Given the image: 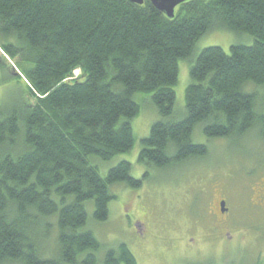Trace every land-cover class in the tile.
<instances>
[{
  "label": "trees",
  "instance_id": "16d2710c",
  "mask_svg": "<svg viewBox=\"0 0 264 264\" xmlns=\"http://www.w3.org/2000/svg\"><path fill=\"white\" fill-rule=\"evenodd\" d=\"M217 29L254 42L195 54ZM0 48L15 63L0 55V86L26 82L0 101V264H98L101 243L83 230L86 202L105 221L111 186L143 181L125 160L103 177L94 158L134 147L138 92L151 93L161 115L142 141L148 167L207 155L193 138L198 125L209 138L264 131V0H188L174 18L150 0H0ZM180 60L190 63L191 83L175 120ZM27 90L35 102L24 100ZM102 264L138 263L122 243Z\"/></svg>",
  "mask_w": 264,
  "mask_h": 264
},
{
  "label": "rangeland",
  "instance_id": "374dc122",
  "mask_svg": "<svg viewBox=\"0 0 264 264\" xmlns=\"http://www.w3.org/2000/svg\"><path fill=\"white\" fill-rule=\"evenodd\" d=\"M253 42L254 37L247 33L217 29L199 38L195 54L209 46H220L230 53L232 45ZM0 55L15 65L1 48ZM179 67V82L174 88L175 120L184 116L186 88L191 83L189 61L180 60ZM74 74L80 75L81 70ZM22 81L20 85H1L0 101H8L15 91L26 89ZM258 91L264 98V88ZM23 94L24 100L35 102L28 90ZM134 99L140 107L131 120L134 147L107 161L96 157L94 164L105 177L119 162L128 161L132 177L143 184L112 185L116 197L109 204L105 221L96 220L93 201L86 202L88 220L83 230H91L101 243L98 264L108 250L122 243L138 264H264V131L231 140L209 138L198 125L193 138L208 146L207 155L169 167H148L139 160L142 141L161 115L151 93L138 92ZM222 201L228 208L225 212ZM48 244L52 247L54 241Z\"/></svg>",
  "mask_w": 264,
  "mask_h": 264
},
{
  "label": "water",
  "instance_id": "95a60500",
  "mask_svg": "<svg viewBox=\"0 0 264 264\" xmlns=\"http://www.w3.org/2000/svg\"><path fill=\"white\" fill-rule=\"evenodd\" d=\"M129 1H132L138 4H143L145 2V0H129ZM150 1L155 7H157L160 11L165 13L169 18H174L175 10L177 6H179L180 4L188 0H150ZM221 206H222L223 212L228 210V208L226 207L225 201L221 202Z\"/></svg>",
  "mask_w": 264,
  "mask_h": 264
}]
</instances>
